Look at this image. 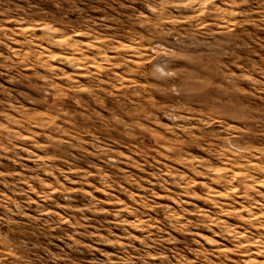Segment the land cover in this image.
Returning <instances> with one entry per match:
<instances>
[{"label": "rangeland", "instance_id": "1", "mask_svg": "<svg viewBox=\"0 0 264 264\" xmlns=\"http://www.w3.org/2000/svg\"><path fill=\"white\" fill-rule=\"evenodd\" d=\"M0 264H264V0H0Z\"/></svg>", "mask_w": 264, "mask_h": 264}]
</instances>
